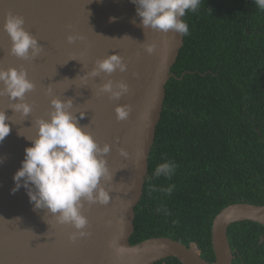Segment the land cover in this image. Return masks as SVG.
I'll use <instances>...</instances> for the list:
<instances>
[{
  "label": "water",
  "instance_id": "obj_1",
  "mask_svg": "<svg viewBox=\"0 0 264 264\" xmlns=\"http://www.w3.org/2000/svg\"><path fill=\"white\" fill-rule=\"evenodd\" d=\"M136 8L131 0H0V68H23L35 84L25 96L32 105L27 117L10 108L18 98L0 96V111H6L11 127L0 143V264H155L168 258L182 264H233L230 226L244 221L264 226V205L240 202L225 207L212 225V262L168 237L131 244L167 83L177 78L172 67L184 44V35L171 30L143 29ZM9 12L23 16L25 29L43 45L36 59L26 61L11 54V38L3 30ZM69 35L82 39L70 44ZM148 45H155L152 54L145 50ZM113 54L123 57L128 65L125 72L86 79L98 59ZM108 80L125 81L129 93L119 100L98 94L99 86ZM49 87L52 95L47 94ZM53 97L71 100L79 126H87L101 147L111 145L106 159L113 179L105 184L110 203L89 206L85 202V231L91 234L75 241L69 235L76 229L56 224L46 209L34 210L23 186L12 191L13 176L22 166L25 149L32 146L29 139L38 134L36 121L50 119ZM118 105L130 106L127 120L116 119Z\"/></svg>",
  "mask_w": 264,
  "mask_h": 264
},
{
  "label": "trees",
  "instance_id": "obj_2",
  "mask_svg": "<svg viewBox=\"0 0 264 264\" xmlns=\"http://www.w3.org/2000/svg\"><path fill=\"white\" fill-rule=\"evenodd\" d=\"M183 20L189 32L167 83L130 242L168 237L212 262L215 217L234 203L264 205V10L254 0H200ZM165 162L174 172L155 175ZM228 235L233 264H264V226L238 222Z\"/></svg>",
  "mask_w": 264,
  "mask_h": 264
},
{
  "label": "clouds",
  "instance_id": "obj_3",
  "mask_svg": "<svg viewBox=\"0 0 264 264\" xmlns=\"http://www.w3.org/2000/svg\"><path fill=\"white\" fill-rule=\"evenodd\" d=\"M137 6V15L141 18L143 29L151 28L168 33L170 30L180 35H187L189 27L181 17L187 11L195 12L200 0H131ZM258 9L264 10V0H254ZM116 20L110 18L111 22ZM134 22V21H133ZM23 16L9 12L3 24V30L11 38V54L26 61L39 57L44 47L24 27ZM80 36L69 35L68 42L74 43ZM149 54L155 50V45H148L145 49ZM128 68L123 57L119 54L108 55L98 59L96 66L87 73L86 79L100 76L101 73L112 74L116 70L125 72ZM0 96L7 95L12 101L15 113L27 117L32 112V105L25 101L26 93L35 88V84L28 78L27 70L20 68H0ZM49 87L47 94L52 95ZM129 93V85L121 80L114 83L108 80L99 86L98 94H108L112 100H119ZM52 111L50 119H38V134L32 141V146L25 149V158L21 168L14 174L15 188L13 193L22 186L27 190L30 203L36 209H46L58 225H70L76 231L69 235L75 241L87 237L91 233L85 231L88 218L83 214L85 202L107 205L110 203V192L105 184H110L113 177L107 166L106 155L111 145L102 147L94 136L87 130V126H79V118L71 111L72 101L60 98L51 99ZM129 105H118L115 109L118 121L127 120L130 115ZM83 114L81 113V117ZM10 117L6 111H0V143L10 134ZM122 156L127 152L120 150ZM3 158H0V163ZM175 170L171 162L159 164L155 168V175L170 176ZM175 186L161 189L170 193ZM47 223L49 221L46 220Z\"/></svg>",
  "mask_w": 264,
  "mask_h": 264
}]
</instances>
